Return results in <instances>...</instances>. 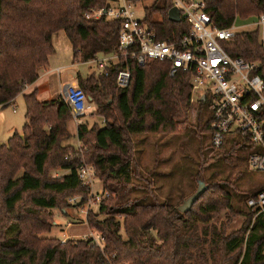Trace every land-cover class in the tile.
Masks as SVG:
<instances>
[{"label":"trees","instance_id":"16d2710c","mask_svg":"<svg viewBox=\"0 0 264 264\" xmlns=\"http://www.w3.org/2000/svg\"><path fill=\"white\" fill-rule=\"evenodd\" d=\"M204 1L220 29L231 27L237 17L264 13V0ZM116 2L0 0L3 107L39 78L40 68L49 65L55 53L53 34L60 30L73 45L74 63L119 55L98 73H77L79 87L104 122L79 124V148L66 144L72 138L68 129L72 113L63 97L41 101L37 91L25 95L22 131L16 130L7 143L0 142V264H264V212L256 216L247 210L241 227L229 230L242 212L235 199L247 200L259 190L234 193L226 186H233L232 180L213 179L187 213L146 196H132L139 187L134 180L144 178L135 157L134 135L177 134L191 126L192 74L179 71L171 76L167 63L149 60L141 65L121 54V21L105 14L87 17ZM173 6V0H155L145 8L144 21L159 39L176 41L189 33L184 20L169 19ZM224 46L232 57L258 64L255 73L264 79L259 27L239 31ZM125 69L130 70L131 80L120 87L116 78ZM202 110L208 117L202 130L211 133L204 101L198 104L199 121ZM232 143L240 145L239 140ZM224 148L218 150L224 152L220 156L226 154ZM83 159L109 194L99 203V212L88 215L89 226L105 237L104 248L90 239L63 242L43 236L53 228L54 209L66 212L67 198L89 197L91 188L83 185L78 174ZM203 168L197 172L202 178ZM50 170L68 173L54 177ZM223 212L226 220L210 224Z\"/></svg>","mask_w":264,"mask_h":264},{"label":"built area","instance_id":"2783aa9c","mask_svg":"<svg viewBox=\"0 0 264 264\" xmlns=\"http://www.w3.org/2000/svg\"><path fill=\"white\" fill-rule=\"evenodd\" d=\"M173 5L179 9L182 21L190 27L189 33L176 41L159 39L144 19L136 17L132 0H117L110 9L94 11L87 17L99 18L105 14L110 19L120 20V53L141 65L153 60L169 64L171 76L179 71L190 72L192 103L206 101L208 104L212 146L220 150L233 140H239L240 145L249 147L250 168L264 173V79L255 73L258 64L232 57L224 46L239 32L236 21L229 28H217L206 11L204 0H173ZM255 19L264 48V13ZM118 58L119 55L114 54L95 61L102 70ZM116 80L120 87H127L131 80L130 70L120 71ZM62 96L75 120L85 118L89 112V100L81 87L67 83ZM78 174L84 186L91 187L96 180L93 167L85 162L80 164ZM107 195L102 191L88 198L75 196L69 199V203L87 213L92 204L100 203ZM246 205L256 216L263 213L264 188L250 196ZM90 236L95 245L105 247L102 234L92 231Z\"/></svg>","mask_w":264,"mask_h":264},{"label":"rangeland","instance_id":"374dc122","mask_svg":"<svg viewBox=\"0 0 264 264\" xmlns=\"http://www.w3.org/2000/svg\"><path fill=\"white\" fill-rule=\"evenodd\" d=\"M154 1L155 0H141L135 4L136 17L144 19L146 6L151 5ZM253 16L257 17L259 15ZM253 16H249L246 19L237 17L235 23L236 28L239 31L257 30L259 25L256 19L251 18ZM56 41L61 46L59 38H57ZM59 50L61 51V49ZM71 55V50H69V63L72 61ZM62 61L60 60V62ZM116 61L117 60H115V62ZM72 68L73 69H69L67 73L81 71L82 75L87 76L91 73L100 72L96 61L80 64L76 63ZM74 81V83L79 86L76 76L74 77ZM58 97L63 96L60 95ZM24 101L23 94H19L14 103L5 107L1 105V143H7L8 139L16 130L19 132L22 131L26 112ZM205 103L207 104L206 101ZM198 104L193 103L191 126L177 134L161 135L143 133L134 135L135 157L139 166V171L144 178L134 180L139 187L132 193V196H146L149 199H155L161 203L165 202L172 206L179 207L197 191L198 182L200 180L205 181L206 184L213 179L226 180L227 182L232 180L234 185L230 187L229 183H227L226 186H228L231 191H233L234 188V193L236 191L242 193L241 191L250 192L264 188V173L250 168V150L248 146L234 145L231 142L229 145H225L224 149L226 154H223V156L219 155L224 153L223 150H221L220 153L215 149L211 143L210 131L202 130L207 111L205 112L202 110L203 115L201 121L197 119ZM14 107L16 109L15 111ZM96 111V106L89 100V112L85 118H83V120L89 119V121H87L89 126L94 125V123H99L100 125L104 123L103 118L97 116ZM72 143L75 144L74 147H80V143L77 144L76 139L72 140ZM66 144L69 145V140L66 141ZM200 167H204L203 169H205L203 171L205 178L197 175ZM66 172L68 173V171L64 170H50V175L57 177ZM90 188V195L105 191L103 182L97 178ZM106 193L108 194V192ZM106 197H108V195ZM70 198L72 197L67 198L69 207L65 208L66 212L60 209L53 210V228L51 232L45 233L43 236L55 237L61 241H77L81 239H90L91 232H97L94 228L89 226L88 215L91 212H99V203L92 204L91 209L87 211V213H82L77 206L69 203ZM238 199L239 198L235 199L234 202L235 205L240 207L242 212L233 218L229 225V230L240 228L246 219L247 210H250L246 205V198H242L241 200ZM220 215V218L213 219L210 224L216 223L219 225L222 220H226L227 217L225 212Z\"/></svg>","mask_w":264,"mask_h":264},{"label":"crops","instance_id":"0c3cea01","mask_svg":"<svg viewBox=\"0 0 264 264\" xmlns=\"http://www.w3.org/2000/svg\"><path fill=\"white\" fill-rule=\"evenodd\" d=\"M251 18L255 19L256 17L253 16ZM57 38H59L61 46L56 41ZM53 44L55 47V53L50 56L49 65L47 67L40 68L39 78L33 84L28 85L25 88V90L21 93L24 96V100H25V95L30 94L33 91H37V96L41 101L55 99L58 96L62 95L64 85L67 83H74L75 82L74 77L77 76L78 72H81V71H76L75 73H70V72L67 73L69 69L70 70L73 69L72 67L76 63H74L73 45L71 41L69 45V37L67 36L65 31L60 30L53 34ZM59 49H61V51ZM69 50H71L72 53L71 63H69ZM60 60L61 61L64 60L66 62L64 61L60 62ZM16 98H18V96ZM16 98L12 101V103L15 102ZM87 121H89V119L75 120L74 118H72L69 121L68 129L72 135V138L69 139V144L75 145L74 143H72V140L74 139H76L77 144H79V140L77 137L78 126L80 123Z\"/></svg>","mask_w":264,"mask_h":264},{"label":"water","instance_id":"95a60500","mask_svg":"<svg viewBox=\"0 0 264 264\" xmlns=\"http://www.w3.org/2000/svg\"><path fill=\"white\" fill-rule=\"evenodd\" d=\"M169 19L173 22H181V16L179 9L177 7H172L169 11ZM205 100V98H203ZM207 185L204 181L200 180L198 182V189L197 191L191 195L187 200L184 201L182 205L179 206V210L182 213H187L189 212L193 205L196 203V201L206 192L207 190Z\"/></svg>","mask_w":264,"mask_h":264}]
</instances>
